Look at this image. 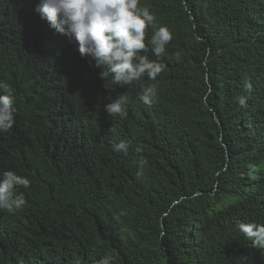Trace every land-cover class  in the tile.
Returning a JSON list of instances; mask_svg holds the SVG:
<instances>
[{"label": "trees", "instance_id": "16d2710c", "mask_svg": "<svg viewBox=\"0 0 264 264\" xmlns=\"http://www.w3.org/2000/svg\"><path fill=\"white\" fill-rule=\"evenodd\" d=\"M38 3L0 0L18 122L0 175L30 180L25 205L0 210V264H264L237 227L264 224V0H140L155 16L140 55L165 67L123 88ZM161 26L173 38L157 57ZM122 93L126 114L109 116Z\"/></svg>", "mask_w": 264, "mask_h": 264}, {"label": "clouds", "instance_id": "9594fccd", "mask_svg": "<svg viewBox=\"0 0 264 264\" xmlns=\"http://www.w3.org/2000/svg\"><path fill=\"white\" fill-rule=\"evenodd\" d=\"M139 5L140 0H39L35 11L56 32L74 39L81 56L90 55L97 67H105L102 78L110 74L113 84L123 88L141 81L145 75L155 80L165 67L160 62L140 55L142 50H147L146 29L153 25L155 16L147 7ZM172 38L166 26L156 29L148 41L154 55L159 57ZM245 87L251 91L250 84ZM0 90L3 92L0 94V153L4 154V141L14 140L18 122L15 124L16 98L12 87L0 83ZM155 96V85H149L142 87L138 98L151 106ZM238 102L244 105L245 97H238ZM128 103V95L122 93L110 99L104 105V110L109 116L125 115ZM127 149L128 144L124 140L113 145L116 152H126ZM146 163V160L141 159L139 167L143 169ZM20 186L28 188L30 180L11 170L0 175V210L11 213L25 205L23 193L17 192ZM237 227L264 254V224L239 221ZM113 259L111 255H106L98 264H113Z\"/></svg>", "mask_w": 264, "mask_h": 264}]
</instances>
